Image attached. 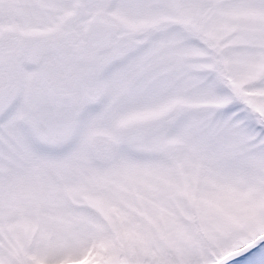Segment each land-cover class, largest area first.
<instances>
[{
  "label": "snow or ice",
  "instance_id": "6c2138e0",
  "mask_svg": "<svg viewBox=\"0 0 264 264\" xmlns=\"http://www.w3.org/2000/svg\"><path fill=\"white\" fill-rule=\"evenodd\" d=\"M0 264H264V0H0Z\"/></svg>",
  "mask_w": 264,
  "mask_h": 264
},
{
  "label": "rangeland",
  "instance_id": "374dc122",
  "mask_svg": "<svg viewBox=\"0 0 264 264\" xmlns=\"http://www.w3.org/2000/svg\"><path fill=\"white\" fill-rule=\"evenodd\" d=\"M242 259V258H241Z\"/></svg>",
  "mask_w": 264,
  "mask_h": 264
}]
</instances>
